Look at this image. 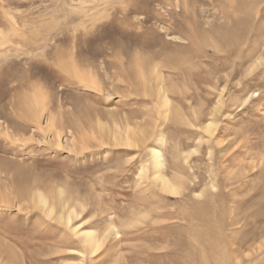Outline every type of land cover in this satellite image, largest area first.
Here are the masks:
<instances>
[{"label":"rangeland","instance_id":"rangeland-1","mask_svg":"<svg viewBox=\"0 0 264 264\" xmlns=\"http://www.w3.org/2000/svg\"><path fill=\"white\" fill-rule=\"evenodd\" d=\"M263 52L264 0H0V264H264Z\"/></svg>","mask_w":264,"mask_h":264},{"label":"bare ground","instance_id":"bare-ground-1","mask_svg":"<svg viewBox=\"0 0 264 264\" xmlns=\"http://www.w3.org/2000/svg\"><path fill=\"white\" fill-rule=\"evenodd\" d=\"M216 20V19H215ZM244 29V27H243ZM166 31V30H165ZM152 32V31H151ZM237 33V32H236ZM238 34V33H237ZM236 35V34H235ZM219 40V39H218ZM231 41V40H230ZM234 41V40H233ZM215 44V43H214ZM219 44V43H218ZM224 44V42H223ZM226 44V43H225ZM231 44V43H230ZM229 44V45H230ZM232 45V44H231ZM228 44L225 46L227 47ZM230 47V46H229ZM256 50V49H255ZM78 53V52H77ZM77 53H75V55H77ZM264 53V52H263ZM144 61V60H143ZM259 61V60H258ZM111 64V63H110ZM258 64V63H257ZM256 64V65H257ZM100 65V64H99ZM140 68L141 64H139ZM173 66V65H172ZM153 70H155L157 68V66L154 64L153 66ZM156 67V68H155ZM170 67V65H169ZM176 67V66H175ZM258 73V72H257ZM87 86V85H86ZM158 93L161 95V105L163 106L164 108V115L167 113L168 111V99H167V96H166V92L165 90L163 89V86L159 85L158 86ZM36 100V99H35ZM30 103V101H29ZM35 103L37 104V100L35 101ZM25 106V105H24ZM40 106V105H39ZM20 108V107H19ZM27 109H30V108H27ZM44 109H42L43 111ZM21 112V111H20ZM32 113H34L32 111ZM26 115V114H25ZM11 122V121H10ZM214 124V121H209L208 123L205 124L204 126V130L207 132V133H211L212 132V126ZM212 129V130H211ZM58 131V130H57ZM212 134V133H211ZM160 142L162 143V140H160ZM149 155H150V159H151V165L153 167V176H154V179L156 181V183H158V185L160 186V188L164 191H166L167 193L169 194H172V195H177L179 192H180V189L176 186V184H174V182L169 179L168 177L165 176V174L163 173L162 171V168L164 166V156H163V153L160 149H158V147L156 146H151L149 148ZM19 174V173H18ZM22 174V173H21ZM16 175V174H15ZM16 180V178H15ZM23 181H20L19 179L16 180V183L14 182V186L16 184L17 188H18V191L19 192H22L23 193L25 192V187L24 184L22 183ZM37 184V183H36ZM16 188V190H17ZM42 191V190H41ZM38 188H34V190H31V198L35 201V203L39 205H42V206H47V212L48 213H51L52 211V208L49 206V204H47V197L45 194H43ZM63 195V194H62ZM60 196V195H59ZM58 196V197H59ZM23 198V197H22ZM52 205V204H51ZM62 207V205H61ZM66 207V206H65ZM75 211V210H74ZM73 211L72 209L69 210L66 214V216H59L60 219H63L64 222H66L67 224L70 222V220L72 219L71 217L73 216ZM75 214V212H74ZM76 215V214H75ZM78 216V215H77ZM77 228V227H76ZM110 227L109 229H107L106 233L102 234L101 237H98L96 232H94L93 230H85L83 232H81V236H82V241L84 243V245L86 246L88 252L90 254H94L96 253L100 247L103 245L104 241L106 242V239L107 237L109 238L108 234H109V231H110ZM114 229V228H112ZM111 229V231H112ZM75 230V229H74ZM110 231V232H111ZM79 232V231H78Z\"/></svg>","mask_w":264,"mask_h":264}]
</instances>
